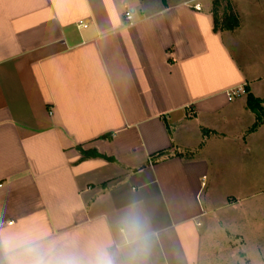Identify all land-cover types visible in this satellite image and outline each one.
Wrapping results in <instances>:
<instances>
[{"label":"crops","instance_id":"crops-1","mask_svg":"<svg viewBox=\"0 0 264 264\" xmlns=\"http://www.w3.org/2000/svg\"><path fill=\"white\" fill-rule=\"evenodd\" d=\"M215 1L0 0V264H208L210 152L264 164V0Z\"/></svg>","mask_w":264,"mask_h":264},{"label":"rangeland","instance_id":"rangeland-1","mask_svg":"<svg viewBox=\"0 0 264 264\" xmlns=\"http://www.w3.org/2000/svg\"><path fill=\"white\" fill-rule=\"evenodd\" d=\"M231 3L232 0H222L219 10L223 11ZM242 140L239 146L235 144L232 147L226 143L210 152L211 155H218L220 170L228 183L232 177L235 182L250 185L252 192L227 183V194L222 195L228 204L221 214L223 226L214 230L204 245L208 264H264V173L259 171L264 164L258 163L255 172L254 167L250 169L249 164L244 163L246 160L243 158L252 153L245 148ZM259 140V150L256 152L258 155L264 152V136ZM229 150L235 152L230 154ZM230 155L239 156L241 162L229 158Z\"/></svg>","mask_w":264,"mask_h":264},{"label":"trees","instance_id":"trees-1","mask_svg":"<svg viewBox=\"0 0 264 264\" xmlns=\"http://www.w3.org/2000/svg\"><path fill=\"white\" fill-rule=\"evenodd\" d=\"M220 3V0H216L213 7L216 28L226 30H232L237 28L239 26V18L233 12L232 5L229 4L227 8H225L223 11H220ZM246 91L248 93V107L252 109L257 115V121L253 127V129H256L262 122L264 100L256 98L252 93L249 92V89L247 87ZM94 155H97L96 152H94Z\"/></svg>","mask_w":264,"mask_h":264},{"label":"built area","instance_id":"built-area-1","mask_svg":"<svg viewBox=\"0 0 264 264\" xmlns=\"http://www.w3.org/2000/svg\"><path fill=\"white\" fill-rule=\"evenodd\" d=\"M195 8L196 9H201V5L200 4H197L195 5ZM126 17L131 20L132 19V12L131 11H127L126 12ZM240 92V90L238 91H233L231 95H237L238 93Z\"/></svg>","mask_w":264,"mask_h":264}]
</instances>
